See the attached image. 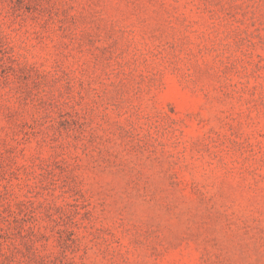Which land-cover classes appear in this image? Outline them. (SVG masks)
I'll return each mask as SVG.
<instances>
[{
	"label": "rangeland",
	"instance_id": "374dc122",
	"mask_svg": "<svg viewBox=\"0 0 264 264\" xmlns=\"http://www.w3.org/2000/svg\"><path fill=\"white\" fill-rule=\"evenodd\" d=\"M0 264H264V0H0Z\"/></svg>",
	"mask_w": 264,
	"mask_h": 264
}]
</instances>
